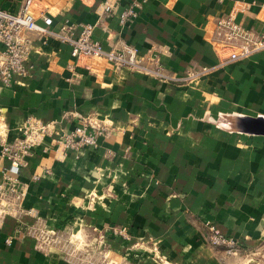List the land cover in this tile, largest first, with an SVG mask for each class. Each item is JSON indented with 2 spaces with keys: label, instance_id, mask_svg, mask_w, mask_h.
Masks as SVG:
<instances>
[{
  "label": "crops",
  "instance_id": "1",
  "mask_svg": "<svg viewBox=\"0 0 264 264\" xmlns=\"http://www.w3.org/2000/svg\"><path fill=\"white\" fill-rule=\"evenodd\" d=\"M24 1L0 0V10ZM49 1L51 31L66 23L76 39L94 25L104 51L135 49L147 73L77 60L69 45L28 34V74L0 82L12 135L28 117L65 132L88 118L108 134L78 151L46 137L26 158L23 212L0 223V264H76L40 250L39 230L55 243L82 235L88 252L103 247L122 264H246L264 246V135L242 126L264 120V51L222 61L212 40L214 21L233 7L244 9V29L263 32L264 0ZM131 7L137 16L121 25ZM208 224L240 242L237 254L209 244ZM114 226L129 240L112 236Z\"/></svg>",
  "mask_w": 264,
  "mask_h": 264
},
{
  "label": "built area",
  "instance_id": "2",
  "mask_svg": "<svg viewBox=\"0 0 264 264\" xmlns=\"http://www.w3.org/2000/svg\"><path fill=\"white\" fill-rule=\"evenodd\" d=\"M105 15H111L110 4L102 6ZM243 8L233 7L231 12L214 21L213 43L216 54L222 61L235 62L246 59L253 54L264 51V31L255 33L244 29L237 21ZM137 16L135 7L128 8L119 14L121 25ZM52 18L48 15V7L42 0H25L16 13L0 10V82L8 86L15 75L26 76L25 66L30 54L32 41L28 34H36L44 42L56 39L71 48V56L80 59H102L118 68L141 69L133 48L121 51H104L101 44L93 39L94 25L82 26L78 38L71 37V27L63 24L59 32L51 31ZM147 73V70H144ZM148 74L159 78L158 71ZM79 124L70 132L60 129L56 121L42 122L28 117L17 126L12 135L7 124L0 125V161L6 162L0 172V223L8 216L18 217L22 212V201L27 185L20 180V170L25 166L26 158L38 147L44 138H55V143L64 150L78 151L97 146V137L107 135L103 126L95 125L88 118H78ZM38 176L33 181H38ZM208 242L212 247L222 248L228 254H237L241 249L239 241L219 233L215 226L208 224ZM37 247L42 249L52 241L49 234L39 230L35 233ZM109 232L114 237L129 240V233L124 227H111ZM11 240H6L9 245Z\"/></svg>",
  "mask_w": 264,
  "mask_h": 264
},
{
  "label": "rangeland",
  "instance_id": "3",
  "mask_svg": "<svg viewBox=\"0 0 264 264\" xmlns=\"http://www.w3.org/2000/svg\"><path fill=\"white\" fill-rule=\"evenodd\" d=\"M43 2L46 3L48 9L52 8V2L49 0H43ZM4 123L6 124L5 118L0 117V125ZM47 247V250L50 247L59 250L67 259L76 264H122L120 258L111 256L110 254L106 255L103 247L95 248L93 253H91V251L88 252L82 235L77 238H72L71 236L62 237L60 242L56 243L53 240ZM244 261L245 263L247 262L246 264H264V246L256 249L252 254L247 256Z\"/></svg>",
  "mask_w": 264,
  "mask_h": 264
},
{
  "label": "water",
  "instance_id": "4",
  "mask_svg": "<svg viewBox=\"0 0 264 264\" xmlns=\"http://www.w3.org/2000/svg\"><path fill=\"white\" fill-rule=\"evenodd\" d=\"M242 126L249 132L264 135V120L245 121Z\"/></svg>",
  "mask_w": 264,
  "mask_h": 264
}]
</instances>
